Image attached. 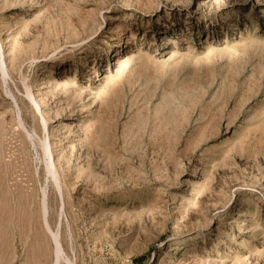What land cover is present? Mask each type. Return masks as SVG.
Listing matches in <instances>:
<instances>
[{
  "label": "rangeland",
  "instance_id": "rangeland-1",
  "mask_svg": "<svg viewBox=\"0 0 264 264\" xmlns=\"http://www.w3.org/2000/svg\"><path fill=\"white\" fill-rule=\"evenodd\" d=\"M0 264H264V0H0Z\"/></svg>",
  "mask_w": 264,
  "mask_h": 264
}]
</instances>
